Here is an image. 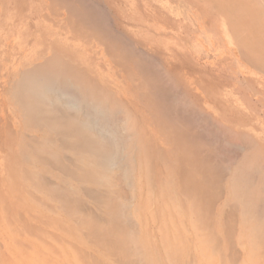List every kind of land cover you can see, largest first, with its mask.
Returning <instances> with one entry per match:
<instances>
[{
  "label": "crops",
  "instance_id": "0c3cea01",
  "mask_svg": "<svg viewBox=\"0 0 264 264\" xmlns=\"http://www.w3.org/2000/svg\"><path fill=\"white\" fill-rule=\"evenodd\" d=\"M201 5L215 10V0H0V133L6 147H23L26 138L48 140L42 131H62L44 124L34 129L27 121L17 103L27 82L58 116L83 120L107 104L118 120L133 118L137 131L161 149L183 147L174 144L175 127L192 143L201 130L200 108L230 129L236 93L227 42L233 40H226L224 22L217 25ZM85 92L96 102L80 99Z\"/></svg>",
  "mask_w": 264,
  "mask_h": 264
},
{
  "label": "bare ground",
  "instance_id": "6f19581e",
  "mask_svg": "<svg viewBox=\"0 0 264 264\" xmlns=\"http://www.w3.org/2000/svg\"><path fill=\"white\" fill-rule=\"evenodd\" d=\"M215 4L219 5L220 1L215 0ZM237 6L241 14H235L234 11H231L232 15L241 16V19L238 20L240 27L237 29L246 36V43H243H250V47L257 56L259 52V64L257 57L254 62L264 71V0H237ZM31 83L28 84L27 82V85L23 86L21 85L23 83L20 84L23 90L20 94L21 100L17 102L20 108L24 110L27 121L32 124V127H34L33 125L44 124L45 130L52 128L62 131L56 133L42 131L43 135L49 138L48 140L43 141L45 138L42 140L37 139V137L26 138L23 142L25 146L20 148L6 147L8 139L2 137V133H0V150H2L0 153L3 154V158L0 157V176L2 177L0 187L4 185L8 187L16 180L23 181V192L29 196L28 198L34 204H38L37 208L52 211L57 210L58 207L66 216L76 217V221L79 223L73 227L65 225V229L71 228L68 231L70 234L68 239L77 238L86 247L82 248L79 246L80 243L74 244L70 240V242L61 240L62 244L68 243L72 249L79 250V254L83 250L85 253L82 255L91 256V258H100L102 255L107 257V254L100 252L101 249L107 248L113 250L119 256L118 259L121 262L126 261V264H137L134 263V258L140 264H150V261L153 264H179L181 248L177 232L174 231V234L167 232L166 235H162L161 229H164L163 227L157 229L155 226L141 225V223H135L130 218L133 212L129 213V211L134 200L138 204V200L135 199L136 195L132 190L134 184L133 165L136 161L140 162L143 174L145 170H150L149 162L153 159L152 166L154 163L162 170L159 175L167 172L168 176L175 174L178 176L177 185H175L176 191L170 196L180 194L182 198H186V208L183 209V215L185 220L191 223V228L194 230L193 237L197 236L200 239L208 237L207 239L212 238L213 240L215 238L217 240V233L222 228H226V224L225 222L222 223V220L226 215L228 216V212L234 215L236 209L241 213V238H249L256 246L259 258L264 259V169L262 170L263 167L257 166L259 162H256L255 153L253 157L251 154L249 157L245 152L244 156L237 160L238 164L233 169L231 157L228 158L223 153L226 157L225 161V159H219L221 154L210 150L214 143L211 142L204 146L199 136L195 135L191 139L192 145L191 142H188L190 139L187 141V134L183 132L184 130L176 129L177 124L173 130L177 131L176 134L179 139L177 140L174 136L179 142L174 144L181 145L183 143V147L160 149L147 138V134L140 132L141 129L137 131L136 127L138 126H136L133 118L128 120L126 117H120L118 120L117 116L112 115L113 111L111 113V111L106 110V101V106L102 105L103 108H101L103 114L95 112L97 110L95 108H100L97 106L99 101L98 104L92 103V107L95 109L94 114L89 112V115L85 116L83 120L75 115L58 116L54 110L49 109L50 107L43 105V101L36 98L38 90H35L38 87ZM78 86L73 85L79 91L80 87L78 88ZM83 91L80 92L83 93ZM86 92L88 91L86 90ZM88 95L86 93L83 95L84 97L79 98L90 100L91 97ZM72 99L73 108L77 107L76 103L79 99L76 96ZM94 101L95 99L92 102ZM79 104L78 107L82 106ZM87 104L89 106L90 102L88 101ZM100 104L102 103L100 102ZM199 113L200 111L197 113L198 117L201 115L206 120L205 116L208 114ZM12 134L14 135V133ZM165 135L167 136L168 133ZM225 150L228 151L227 148ZM247 154H249L248 151ZM11 160L14 164L9 165ZM167 179L162 183V191L170 188ZM17 187L20 188V186ZM219 189L225 191L222 192ZM221 192L222 194H220ZM77 193L85 196V200L79 202L85 216L79 215L77 217L76 211H80L74 202V196ZM10 196L9 199L12 200L13 197L15 205L20 206V201L23 198L17 197V190H11ZM164 197L166 198V196ZM0 198L4 202V199ZM28 198L25 200L29 201ZM140 198H144V196L141 194ZM172 199L177 200L174 197ZM88 200L91 201V204ZM209 200H211V205ZM51 203L54 205L52 206ZM177 204L181 212L182 209L178 200ZM98 211L106 213L105 219L109 218L108 221L103 223L92 222L93 219L100 221V217L97 216ZM33 218L39 219L32 215L29 217V219ZM40 226L47 233L50 232L49 228H51L53 230L51 232L56 234L54 237H59L62 230L67 231L60 223H48L47 226ZM41 229L37 227L34 229L35 234L32 233L38 237L37 241L44 239ZM204 230L207 231L208 236ZM160 232L162 236L157 238V233ZM42 233L44 234L43 231ZM87 240L88 243H86ZM60 251L68 254L66 249ZM256 252L255 256H257ZM63 256L65 257V255Z\"/></svg>",
  "mask_w": 264,
  "mask_h": 264
},
{
  "label": "rangeland",
  "instance_id": "374dc122",
  "mask_svg": "<svg viewBox=\"0 0 264 264\" xmlns=\"http://www.w3.org/2000/svg\"><path fill=\"white\" fill-rule=\"evenodd\" d=\"M219 1V5L215 4V10L213 6L201 5V12H210L214 14L217 25L224 22V28H226V30L228 29L226 32L227 34L225 35L222 32L223 30L219 29L218 35L224 34L228 41V36L230 35V38L233 40V43L230 41L227 43L231 45L232 50L233 67L231 86L232 91L236 94H233V98H231L233 99L231 109L233 111L230 129L224 125L222 118L211 119V117L206 115L205 120L201 116V130L198 136L201 143H204V146L209 145L211 142L214 143L212 144L213 147H211L212 145L210 144V150L221 154V157L219 155V159H225L226 161V157H231L233 160L231 164L233 169H235L238 164L237 160L243 157L246 152V155H249V157L250 154L253 157L255 153L254 157L256 158V162H259L257 166L259 165V168L263 167V170L264 71L258 66L259 52L257 56L252 47H250V43L245 44L246 36L237 29L240 27L238 20L241 19V16L237 17V15H232L231 13V11H234L235 14H241L237 6V0ZM246 30H248V28H246ZM256 57L258 64L254 62ZM248 103L251 104L250 108ZM202 112L204 111L200 108V114H202ZM203 121L206 122L205 125L202 124L204 123ZM147 138L155 146L159 147L160 144L154 142L149 134H147ZM185 143L189 144L188 142ZM226 148L228 151L225 150ZM247 151L249 154H247ZM223 153L224 155L226 154V157ZM0 155V157L3 158V154L0 153ZM152 160L153 159L149 162L150 170H145L143 174L140 162L136 161L133 165L134 184L132 190L136 195L135 199L138 200V204L134 200V204L130 208L129 213L133 212V214L130 215L131 220H134L135 223L139 222L141 225L150 227L155 226L157 229L163 227L164 229H161L163 234L161 232L157 233V238L166 235L167 232H172L173 234L174 231L177 232L181 248L179 264H264V259L262 260L259 258V252L256 250V246L252 241L249 238H241V213L236 209L234 215L228 212V216L226 215L222 220V223L225 222L226 228H222L217 233V240H215V238L213 240L212 238H210L211 240L207 239L208 237H202L201 239L197 236L193 237L194 230L191 228V223L186 221L183 215V209L186 208V198H182L180 194L178 196H170L176 191L175 185H177L176 181H178V176L176 174L174 176H168L167 172L159 175L162 170L154 163L152 166ZM12 164H14L13 160H11L9 165ZM166 179L170 188H166L162 191L161 186ZM0 182H2L1 176ZM17 186H20V188ZM22 188H24L23 181L19 180L14 181L11 185L9 184L8 187L6 185L0 187V197L4 199V202H2L0 198V264H126V261L121 262V260L118 259L119 256L116 255L113 250H108L107 248L100 250L101 253L107 254V257L102 255L100 258H91V256L88 257L86 254V256H83L82 254L85 253L83 250L81 254H79V250H76V248L72 249L68 243L62 244L61 240H70L71 242L73 241L74 244L80 243L79 246L82 248L86 247L84 243L80 242L81 240L77 238L68 239L70 235L68 231L71 230V228L67 230L65 229V225L73 227V225L79 223L76 221V217L70 216V218L66 216L58 207L57 210L52 211L37 208L38 204H34V202L28 198L29 196L23 192ZM11 190H17V197L23 198V200L20 201V206L15 205L13 197L12 200L9 199V197H11ZM219 190L222 192L225 191L224 189ZM222 192L220 194H222ZM141 194L144 198H140ZM164 196H166V198ZM172 197L180 202L181 212L179 211L177 200H173ZM25 198H28L29 201H26ZM74 199L76 207L80 210L76 211L77 217L79 215L85 216V212L82 207L79 206V202L85 200V196H81L77 193ZM218 199L221 201L220 198ZM88 201L89 204H91V201ZM209 202L211 205V200H209ZM51 205L53 206L54 203H51ZM212 206L215 207V205ZM31 215L39 219H29ZM97 216L100 217V221L93 219L92 222L103 223L109 219H105L106 213L102 211H98ZM48 223H60L67 231L62 230V234H59V237H54L56 234L51 232L53 231L51 228H49V233L41 229L40 225L47 226ZM37 227L44 232L43 234L41 231L44 237L42 241H37L38 237L33 235L35 234L34 229ZM205 233L207 235V231H205ZM88 242L87 240L86 243ZM207 242L208 244H206ZM63 249H66V253L68 254H64L60 251ZM255 251H257V256L254 255ZM63 255H65V257ZM133 261L134 263L140 264L135 258ZM150 264H153V262L150 261Z\"/></svg>",
  "mask_w": 264,
  "mask_h": 264
}]
</instances>
